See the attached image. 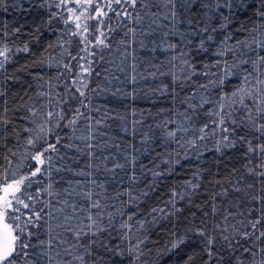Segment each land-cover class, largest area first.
<instances>
[{
  "label": "snow or ice",
  "instance_id": "1",
  "mask_svg": "<svg viewBox=\"0 0 264 264\" xmlns=\"http://www.w3.org/2000/svg\"><path fill=\"white\" fill-rule=\"evenodd\" d=\"M6 3L22 12L37 10L50 29L54 24H62L57 44L48 47L64 50L69 59L53 65L54 58L49 57L48 63L49 67L63 68L60 76L67 75L65 96L55 100L48 93L39 92L38 98L47 97L43 108L25 102L26 111L21 119L27 123L22 128L9 127L12 121L5 114L7 108L0 112V146L6 149V154H0V264H88L86 256H91L97 247L123 256L120 245L109 248L102 238L113 231L122 240H129L134 232L141 234L135 242L130 241L127 250L132 258L130 264H136L145 255L142 245L148 240L150 228L177 217L183 211L182 202L191 205L192 198L199 194L201 170L198 168L192 179L171 188L166 199L147 208L144 214L139 212L140 204L157 191L167 176L174 174L182 158L199 159L202 150H214L223 157L238 146L244 149V171L237 175L233 168L226 174L227 183L226 177L217 174L216 188L208 202L210 211L201 208L205 219L200 226L193 223L182 235L173 232V239L164 250H175L200 237L208 257L206 264H222L221 241L230 257L229 264H244V260L248 264H264V0H0V8H5ZM249 19L251 27L235 23ZM33 28L41 31L40 24ZM118 29L126 37L119 41L125 58L132 53L133 43L165 53L164 60L157 64L149 62V69L154 70L140 74L139 78L167 76L171 81L169 84L161 80L153 91L173 99L172 115L162 119L157 127L165 145L175 143L178 147L171 151L166 148L157 154L151 167L142 166L139 172L135 160L127 157L111 169L105 166L103 171L113 178L116 169L131 166L128 187L112 195L94 175L100 171V162L108 158L97 156L96 150L101 147L97 137L103 121L90 115V111L99 109L91 105L85 90L93 72L101 75L95 65L104 59V50L113 47L112 33ZM22 31L21 25L0 24V70L14 52L7 39ZM241 33L246 34L243 39ZM65 36L77 38L82 54L67 51L65 45L73 41L65 40ZM15 52L28 54L29 44L17 46ZM38 63L43 65L45 61ZM132 67L135 72L136 64ZM201 76L204 81L195 79ZM233 78L235 87L228 92L225 89ZM38 79L43 80V76ZM137 79V75L131 76L133 83ZM185 88L190 91L182 96ZM73 99L78 100V106L65 108L68 100ZM203 114L208 119L198 124ZM82 120L86 122L83 128ZM62 128L70 130L67 140L58 131ZM78 131L81 136L76 135ZM21 132L27 135L21 137ZM9 134L14 135L17 146L5 144ZM21 139L24 151L17 158ZM75 140H80L83 148ZM208 143L212 149H208ZM62 148L87 150L85 155L90 158L88 167L92 171H77L73 175L86 176L90 186H85V181L57 186L62 179L60 173L72 172ZM249 179L254 182H248ZM141 181L143 185L139 186ZM230 192L241 193L244 200L222 209L217 197L223 203ZM125 207L135 211L125 212ZM210 216L221 217L211 229L207 224ZM40 228L46 229V239H39L34 231ZM193 259L194 256L187 257L188 261Z\"/></svg>",
  "mask_w": 264,
  "mask_h": 264
},
{
  "label": "trees",
  "instance_id": "2",
  "mask_svg": "<svg viewBox=\"0 0 264 264\" xmlns=\"http://www.w3.org/2000/svg\"><path fill=\"white\" fill-rule=\"evenodd\" d=\"M5 8H0V24L9 27L21 25L24 31L18 36L8 38L6 41L9 47L13 48L14 52L9 54V61L0 70V93H2L0 95V112L4 108H7L8 111L5 114L12 121L9 127L22 128L27 123V121L21 119L26 111L24 107L25 102L28 104H38L43 108L47 103V97L38 98L37 94L39 92L44 91L53 96L55 100H59L60 97L65 96L64 85L68 82L67 75L60 76V73L64 71L63 68L56 66L49 67L48 63L49 57L54 58L51 60L53 65L57 61L67 62L69 57L62 49L48 47V45L55 46L57 44L58 39L61 37L60 29L63 27L62 24H54L50 29L42 22L41 14L35 9L31 12H22L11 3H6ZM249 15L251 16V13ZM92 23H95V21ZM235 23L247 27L252 26L250 19L237 20ZM34 24H40V32H36L35 28H33ZM112 35L115 37L113 47L105 49L104 59L95 65L96 71H99L101 75L97 76L93 72L88 81V89L85 91L91 100V105L99 109V111H90V115L103 121L99 126L101 134L97 137V141L101 145L96 150L97 156L102 155L108 158L100 162V171L94 173V175L97 179L104 182V189L107 193L115 195L118 191L128 187L127 174H130L131 166L126 170L116 169L115 178H113L111 173L103 171L105 166L111 169L117 162L124 163L127 157L135 160V168L139 172L142 166L151 167V162L157 159V154L163 153L166 148L169 151L174 150L178 145L175 143L165 145L160 135L161 129L157 127L162 122V119L172 115L173 99L170 96H161L159 93L153 91L154 87L161 83V80L169 84H171V81L167 76L152 78L149 75L147 79L139 78L140 74H146L154 70L149 69V62L157 64L158 61L164 60L165 53L160 51L152 52L133 43L132 53L125 58L123 46L119 43L121 39L126 38L124 32L118 29ZM244 35L246 34H240L241 39H243ZM64 39H71L73 41L70 45H65L68 52H71L73 55L82 54L79 52L80 46L76 43L77 38L65 36ZM147 42L145 40L146 44ZM23 43L29 44L30 52L28 54L15 52V48ZM97 59L99 60V58ZM40 60H44L45 63L43 65L39 64L38 61ZM72 64L75 66L76 62L72 61ZM133 64L137 66L135 72L133 71ZM39 75L43 76V80L38 79ZM132 75L138 76L135 83L131 81ZM195 79L202 82L205 78L201 76ZM235 84L236 80L233 78L225 90L230 92L235 87ZM92 89H96V91H91ZM188 91H190V88H185L181 92V95L183 96ZM76 95L78 96V93ZM213 95H215V92ZM69 106H78V100H68V103L64 107L69 108ZM180 107L182 108L183 106ZM205 107L209 106L206 105ZM201 112H203V109ZM207 119L208 116L206 114L200 115L197 123H202ZM85 123L82 120L80 127L83 128ZM58 131L67 140L66 134L70 130L62 128L58 129ZM81 134V131L76 133L77 136H81ZM26 135L27 133L21 132V137ZM145 138H147L146 143ZM74 143L81 145V148H83L80 140H75ZM5 144L17 146L13 134L8 135ZM23 144L24 140L21 139L19 141L20 147L17 158L24 151ZM207 147L208 149H212L213 146L211 143H208ZM86 151L85 149L78 152L75 148L61 149V152L67 153L69 157L66 162L68 167L72 169V172H62L59 174V177H62V179L59 180L58 187L66 186L65 182L68 181L73 183L85 181V186H90L86 183L88 179L86 176L73 175V172L77 171H92L88 167L91 161L85 155ZM243 151L244 149L238 146L221 157L214 150H202V155L199 159L195 156L189 159H181V163L176 166L174 174L167 176L164 182L158 185L157 191L152 193L144 203L140 204V214H144L147 208L166 199L171 188L178 187L184 181L192 179L193 173L198 168L201 170V191L192 198L191 205L187 202H182L183 211L177 217L160 221L150 228L147 232L148 240L145 245H142L145 255L136 264H206L208 257L203 251L204 243L200 237L188 240L175 250L165 251L164 249L169 241L173 239V232L182 235L187 232L193 223L196 226H200V221L205 219L202 216L201 208L210 211L208 202L211 201V193L216 188L214 177H217V174L219 177H226L224 183H227L226 174L233 168L237 169L236 174L240 175L244 171L242 167L245 163L242 155ZM0 154H6V149L2 146H0ZM3 163L5 166L7 165L6 160ZM24 163L34 164V162L29 161H24ZM161 167L166 166L161 164ZM23 170L27 171L28 169L24 168ZM248 182L254 181L249 179ZM142 185L143 181H141L139 186ZM257 189H259L258 183ZM221 199V197H217V202L222 209H226L228 204L233 202L242 203L244 197L241 193L230 192L225 202L221 203ZM119 206V202H117V207ZM244 207L247 210L246 204ZM124 211L130 213L135 211V209L125 207ZM220 219L221 217L219 216L208 217L207 224L209 229L219 222ZM52 223L55 224L54 221ZM34 231L39 234V239H46V229L40 228L34 229ZM55 231L62 230L55 229ZM191 235L192 233H188V236ZM140 236V233L134 232L130 234L129 240H122L117 231H113L111 234L105 233L102 238L109 248L120 245V249L124 252V255H113L112 251H105L104 248L97 247L91 256H86V260L88 264H130L132 258L127 254L130 241L135 242ZM222 245L223 241L219 245V250L223 254L222 264H229L230 257L224 252ZM189 256H194V259L188 261L187 257ZM41 264H43V261ZM232 264H236V262L233 261ZM244 264H248V260H244Z\"/></svg>",
  "mask_w": 264,
  "mask_h": 264
}]
</instances>
